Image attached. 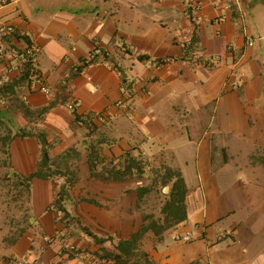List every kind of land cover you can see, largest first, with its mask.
I'll list each match as a JSON object with an SVG mask.
<instances>
[{
    "label": "crops",
    "instance_id": "1",
    "mask_svg": "<svg viewBox=\"0 0 264 264\" xmlns=\"http://www.w3.org/2000/svg\"><path fill=\"white\" fill-rule=\"evenodd\" d=\"M189 1L201 6L196 19ZM4 24L17 32L4 45L40 48L36 64L49 92L0 89L2 131L44 129L51 157L68 154L80 180L65 218L54 207L63 178L26 181L38 168L39 139H12L6 161L0 154V183L23 180L29 204L21 221L18 205L0 215V264H111L103 250L140 229L143 180L93 177V138L104 141L107 159L141 151L183 173L188 219L161 242L145 233L140 250L152 264H264V0H0ZM98 45L108 59L79 70ZM163 58L170 61L162 68L148 62ZM7 64L0 59L4 84L19 76ZM73 102L91 117L92 136ZM66 242L82 256L70 258Z\"/></svg>",
    "mask_w": 264,
    "mask_h": 264
},
{
    "label": "trees",
    "instance_id": "2",
    "mask_svg": "<svg viewBox=\"0 0 264 264\" xmlns=\"http://www.w3.org/2000/svg\"><path fill=\"white\" fill-rule=\"evenodd\" d=\"M17 33V32H16ZM15 33V34H16ZM28 44H31L28 41ZM109 56L106 54L101 58L98 57V61H106ZM87 67L86 59H84L81 66ZM38 67L35 61H27L24 68L19 72V76L10 84H4L1 90L13 89L15 93L28 87L32 76L38 72ZM56 103H50L48 106L40 110V114L48 112ZM78 123L86 124L90 129V136L95 133V128L91 122V117L81 114L76 108L73 109ZM4 122L0 120V139L5 143V154L9 153L8 145L12 139L16 136H36L42 146L41 157L38 163V168L30 178H26V181H30L33 177H39L43 179L48 178H63L64 182L60 184L57 191V199L54 203V207L64 214L66 218L68 211L65 207L67 199L70 197V189L74 187L80 180L79 165L77 163L68 164L65 162V156L68 154H62L57 158L51 157V143L48 139L47 133L44 129L32 133L33 129L20 128L13 135L12 131H9L7 135L2 136V127ZM104 141L93 138L89 144V164L90 171L93 177L100 178L104 181H125L128 179H139L147 177L149 183L146 185H140L137 187L138 199L137 207L140 206L143 199L154 190H160L163 197V203L158 214L154 212H143V223L140 229L134 232L129 239L120 240L115 251L108 252L103 250V254L100 258L106 259L111 264H152L148 255L140 250V242L148 231H152L157 237L158 241H163L165 234L168 230L174 229L180 223L188 219V208L186 197L188 193V186L185 182L181 169L171 166H156L145 157L144 153L138 151H128L120 157L107 159L103 155ZM25 181V182H26ZM170 186L168 193L163 191V188ZM28 187V186H27ZM161 188V189H160ZM94 204H101L97 200L90 199L85 200ZM85 231L89 236L93 237L96 242H104L105 239L98 237L91 232L88 228ZM65 248V247H64ZM67 251V250H66ZM70 258H75L77 254L83 253L81 250L75 252L67 251ZM92 252H89L91 254ZM93 255L95 253H92ZM99 258V257H98ZM99 258V259H100ZM13 264H19L14 262Z\"/></svg>",
    "mask_w": 264,
    "mask_h": 264
},
{
    "label": "built area",
    "instance_id": "3",
    "mask_svg": "<svg viewBox=\"0 0 264 264\" xmlns=\"http://www.w3.org/2000/svg\"><path fill=\"white\" fill-rule=\"evenodd\" d=\"M188 7H190V9L192 10V18L196 19L197 18V14L199 12V10L201 9V6L199 3L196 2H188ZM16 33V28L13 25L10 24H4L0 26V41H2V44L0 45V59L2 60V62H6L8 63V72L9 73H13V72H20L23 68L24 65L27 61H37L38 55L40 53V48L35 45V44H27V46L23 49H19L17 47H7L6 45L3 44V41L6 39L7 36H11L14 35ZM248 44H253L252 40H248ZM109 55V53L103 49L101 46H96V48L94 49V51L91 53V55L86 59L87 62V67H90L96 63H100V61H98V57H103L104 55ZM169 58H163V59H156V60H148V62L152 65H154L157 68H162L164 66H166L169 63ZM118 73L121 75L122 72L120 70H118ZM43 79V77L41 76L40 71L38 70L37 73H35L32 78H31V82L28 86L29 89L31 90H35L37 88L41 89L42 91H44L45 93H48L49 90L48 88L42 84L41 80ZM4 86V82L3 80H0V88ZM76 104L78 103H71L70 104V108L73 110L74 108H76ZM117 106H123V102L122 101H118L116 103ZM184 240L188 241L191 239L190 235H186L183 237ZM64 247L67 251L71 252H75L78 251L77 247L71 243V242H66L64 244ZM77 256H82L81 254H77ZM84 256V255H83ZM86 257V255L84 256Z\"/></svg>",
    "mask_w": 264,
    "mask_h": 264
},
{
    "label": "rangeland",
    "instance_id": "4",
    "mask_svg": "<svg viewBox=\"0 0 264 264\" xmlns=\"http://www.w3.org/2000/svg\"><path fill=\"white\" fill-rule=\"evenodd\" d=\"M7 134L8 133L5 130L2 131V136H5ZM5 147H6L5 143L0 139V154L2 157L1 159L2 162L6 161L7 159V155L5 154ZM140 180H143L141 181V185H146L149 183V179L147 177L140 178ZM21 181L23 180L19 179L17 180L16 184L13 183L11 184L3 180L0 183V193L4 194L3 200L0 197V205L2 206V210H3L2 213L0 212V215L1 216L3 215V218H8L11 215H14L16 211L15 208H17L16 205L19 206L18 214L20 216L19 217L20 221L23 218L21 216H24L28 211L29 190L26 185H21ZM169 190H170V186H169ZM163 191L165 193H168L165 191V187L163 188ZM162 203H163V197L161 195L160 190H154L143 199L138 209H140L144 213L154 212L155 214H158L160 212Z\"/></svg>",
    "mask_w": 264,
    "mask_h": 264
},
{
    "label": "water",
    "instance_id": "5",
    "mask_svg": "<svg viewBox=\"0 0 264 264\" xmlns=\"http://www.w3.org/2000/svg\"><path fill=\"white\" fill-rule=\"evenodd\" d=\"M165 191H166V192H169V186H166V187H165Z\"/></svg>",
    "mask_w": 264,
    "mask_h": 264
}]
</instances>
